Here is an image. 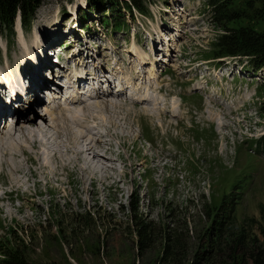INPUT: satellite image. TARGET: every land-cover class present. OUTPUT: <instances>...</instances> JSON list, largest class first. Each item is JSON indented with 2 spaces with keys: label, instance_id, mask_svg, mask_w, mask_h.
<instances>
[{
  "label": "rangeland",
  "instance_id": "374dc122",
  "mask_svg": "<svg viewBox=\"0 0 264 264\" xmlns=\"http://www.w3.org/2000/svg\"><path fill=\"white\" fill-rule=\"evenodd\" d=\"M89 2L42 0L31 24L25 25L18 10L14 26L0 31V75L21 73L23 64L34 77L30 62L43 52H35L42 41H49L66 56L63 67L71 65L69 76L81 68H101L116 72L112 85L126 86L102 97L88 96L93 97L89 103L102 105L95 124L92 109L85 110L90 111L87 120L83 113L67 118L64 101L53 107L36 89L31 103L17 111L19 125L8 127L2 119L0 130L12 131L10 140L20 154L4 151L6 133H0V242L42 263L191 264L209 246L203 235L210 220L206 205L220 203L232 187L230 176L239 178V170H247V188L237 214H261L264 68L254 73L246 58L228 56L222 63L223 57L213 56L222 27L206 0H153L143 13L112 0L96 8ZM118 8L123 25L108 29L110 23L103 20ZM160 28L163 37L172 38L156 44L162 39ZM81 45L96 52L101 67L95 57L86 67L74 57L68 63ZM48 71L43 75L52 84ZM81 100L72 103L83 110L88 103ZM111 102L116 106L105 104ZM52 108L54 115L47 112ZM27 129L38 132L33 146ZM86 133L104 140L98 149L107 158L94 159L96 171L87 168L86 157L93 155L86 151L84 160L79 153L87 137L74 143L76 135ZM134 199L139 200L136 211ZM140 220L155 229L146 249L140 247ZM211 253L197 264H256L228 245Z\"/></svg>",
  "mask_w": 264,
  "mask_h": 264
},
{
  "label": "trees",
  "instance_id": "16d2710c",
  "mask_svg": "<svg viewBox=\"0 0 264 264\" xmlns=\"http://www.w3.org/2000/svg\"><path fill=\"white\" fill-rule=\"evenodd\" d=\"M89 1L90 8H96V4H104L108 0ZM112 1L125 9L136 7L143 13L149 9V3L153 0ZM41 3L42 0H0V31H3L4 27L14 26L18 10H21L25 25L31 24L32 15ZM205 4L212 10L213 19L222 27L214 41L216 49L213 56H235L241 61L246 58L255 72L264 67V0H206ZM123 19L124 15L118 8L113 17L103 20V24L109 26L110 23L108 29L116 28L123 25ZM84 26H87V23ZM246 171L239 170V178L230 176L232 187L224 192L220 203L206 205L210 220L203 235L204 240L206 239L204 245L209 246L206 255L202 254L191 264L199 263L203 257H210L214 249L224 250L227 245L233 252L239 250V255L243 257L250 256L256 264H264V203H260V216L237 214V205L247 188ZM132 206L133 210H138L139 200L134 199ZM137 231L141 249L148 248L155 236L154 226L140 220ZM2 244L0 242V264H60L31 260L24 249L14 245L15 248L11 245L4 247Z\"/></svg>",
  "mask_w": 264,
  "mask_h": 264
},
{
  "label": "bare ground",
  "instance_id": "6f19581e",
  "mask_svg": "<svg viewBox=\"0 0 264 264\" xmlns=\"http://www.w3.org/2000/svg\"><path fill=\"white\" fill-rule=\"evenodd\" d=\"M18 26L20 27V25L18 24ZM42 55H44V52H42V53H40V55L39 56H42ZM138 56L140 57V59H143V56L141 55V52H138ZM45 57H47V56H45ZM44 57V58H45ZM47 59H48V57H47ZM39 60L36 58V61H35V63H37V68H38V70H37V68H35V70H36V75H35V77H34V82H35V87H28V88H26V93H24L23 91H22V89L23 88H25V86H23V85H25V83H26V75L25 74H22V72L20 73L19 71H17V75L18 76H21L20 77V79H15V81H14V85L16 86V85H19V84H21L22 86H20V90L19 89H16L17 88V86L16 87H14V89H13V94L11 95V96H5V95H2V94H0V98L2 99V100H4L5 101V103H6V107H5V109H4V111L3 112H0V118L1 119H3V117H4V115H5V113L7 112V111H12L13 113H15L16 114V123H15V125L12 123V122H10V123H8V127H15V126H17V125H19L18 124V122H19V119H18V115H19V113L17 112L18 111V109L20 110L21 108H22V106H19V101H20V99H22L24 96H31L32 95V93L34 94V92H35V89L37 90V92L38 93H40L41 91L43 92V87L44 86H46L45 85V83L44 82H48V87L46 86L45 88H51V86H50V83H49V81H47V80H45V77H44V75H43V71L45 70V68L50 64V60L48 59V64H45L44 66L42 65V66H39ZM155 63V62H154ZM151 69L153 70V68L151 67ZM22 74V75H21ZM12 77H14V74L12 75ZM44 78V79H43ZM81 80H83V82H88V81H84V78H81ZM106 83H108V84H110V85H112L111 83L113 82V78H111V77H106V79H103ZM103 80H101V79H99L98 81L99 82H103ZM42 82H43V84H42ZM98 82V83H99ZM69 87H71V85H68ZM57 88L59 89V88H61V85L60 84H58L57 85ZM109 89V88H108ZM126 89V86L122 83V85H121V89H118V90H120V91H124ZM34 91V92H33ZM111 90L109 89V92H110ZM52 92H54L53 93V95L55 96V97H57L58 96V94H59V92L56 90V89H54V91H52ZM80 92H82V90H80ZM102 92H104L105 93V91H103L102 89L100 90H98L97 91V93L95 94L97 97H102ZM123 93V92H122ZM108 95V94H107ZM95 98V97H94ZM78 99H82L81 98V96L79 95V91H77V94L76 95H72V96H69L68 97V99H66V101H65V103H64V105L62 106V108H64V111H65V117H67V118H70V117H72V119H75V118H77V117H79V113H83L82 115H83V117H82V119L84 118V119H86L87 120V118L88 117H86L87 115H86V112H85V110H87V108H89V110L91 111V109H92V111L90 112V111H88V112H90L91 113V118H93L92 120H89V121H92V122H94L93 124H95V120H96V118H98L99 117V114H100V112H101V110H103L102 109V105H101V103H98V102H93V101H91L90 103H89V101L91 100V99H93V97H88V99H87V101L86 100H84V99H82L81 100V103H88V104H86L85 106H84V108H83V110H82V107L80 106V104H78V103H76V104H73L72 102L73 101H76V100H78ZM31 99H29V101H30ZM110 101V100H109ZM30 103H31V101H30ZM106 105H113V106H116V105H114L115 103H113V102H111V103H105ZM66 105V106H65ZM24 106V105H23ZM65 106V107H64ZM55 109L56 108H52L51 110L50 109H47V112H49L51 115H54L55 114ZM108 109V108H107ZM46 112V113H47ZM87 112V113H88ZM12 114V113H11ZM68 114H70V117L68 116ZM89 114V113H88ZM86 115V116H85ZM13 118L15 117V115H11ZM20 116V115H19ZM33 117V116H32ZM25 119H27V122H30L31 121V118H30V116L29 117H24ZM0 119V120H1ZM23 120V119H22ZM2 121V120H1ZM1 121H0V123H1ZM22 122V121H21ZM218 123H219V121H218ZM221 123V122H220ZM24 124V123H23ZM33 124V123H32ZM35 124H36V122H35ZM86 124H87V126L88 127H90L88 124H92V123H89L88 121H86ZM96 127V126H95ZM93 125H92V128H95ZM15 129V128H14ZM90 130V129H89ZM22 131V130H21ZM26 131V130H25ZM27 133L29 134V139H30V143H31V145L34 143V136L37 134L38 135V132H34V131H31V130H29V129H27ZM43 131H44V129H43ZM2 132L3 133H6L7 131H4V130H0V133L2 134ZM11 134H12V131H9ZM40 132H42V131H40ZM92 132V131H91ZM101 132V131H100ZM10 133H6L5 135H6V145H5V147H3L4 148V151H6V152H8V153H14V155H18V154H20V153H18V146L16 147L14 144H16L15 142H14V144L11 142V140L10 139H12V141H13V138H12V136L13 135H11ZM102 133V132H101ZM14 134V133H13ZM102 134H105V133H102ZM106 134H107V132H106ZM89 135V136H88ZM85 137H87V145L86 146H84L83 145V149L82 150H80V154L81 155H83V157H84V153L86 152V151H88L89 153H91L92 155H93V158H91V159H89L88 157H86V161L88 162V167L87 168H89L90 167V169L94 166V169H93V171H96L97 170V165H95L94 163H95V161H94V159H96V158H100V157H105V156H103L102 154H101V152L99 151V146H101L102 145V142L104 141L103 139H101V138H96L95 136H94V134L93 135H91L90 133H86V134H80V136L78 137V135H76V137H75V141L76 142H74V143H77V144H80V140H82V139H84ZM37 141H38V139H36ZM41 140H44L43 138H41ZM36 141V142H37ZM85 142V141H84ZM104 143V142H103ZM46 144V143H45ZM41 145V144H40ZM33 146V145H32ZM22 147H23V145H22ZM52 147H54V146H52ZM84 147H86V148H84ZM1 150V149H0ZM3 150V149H2ZM1 150V151H2ZM25 149H22V151H24ZM3 152V151H2ZM20 152V151H19ZM25 152V151H24ZM87 152V153H88ZM104 153V152H103ZM5 154H7V153H5ZM10 154V155H11ZM57 153H51V155L50 156H55ZM12 156V155H11ZM85 157H84V160H85ZM92 157V156H91ZM46 158V157H45ZM105 158H107V157H105ZM111 158V157H110ZM85 161V162H86ZM46 163V162H45ZM90 163H93V165H90L89 166V164Z\"/></svg>",
  "mask_w": 264,
  "mask_h": 264
}]
</instances>
